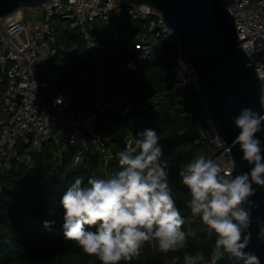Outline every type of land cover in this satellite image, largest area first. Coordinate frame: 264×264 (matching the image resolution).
<instances>
[{
	"label": "trees",
	"instance_id": "trees-1",
	"mask_svg": "<svg viewBox=\"0 0 264 264\" xmlns=\"http://www.w3.org/2000/svg\"><path fill=\"white\" fill-rule=\"evenodd\" d=\"M132 23L129 38L123 39L121 34ZM144 24L143 20L118 24L113 17L109 26H101L96 48H88L79 31L62 29L59 44L73 57L60 60L64 73L62 85L67 87L71 106L84 109L87 115L96 114L98 133L112 147L124 149L130 134L135 139L136 133L146 128L158 132L164 149L161 162L166 163L173 195L185 217L182 227L194 228L197 237L189 236L186 248L168 253L161 252L154 240L146 241L138 256L119 264H168L173 257L178 258L176 264H183L185 253L203 251L208 258L217 248L215 234L209 235L207 225L191 213L187 205L190 192L179 175L193 157L205 155L206 143H196V130L208 117L197 89L175 92L171 87L169 70L175 62L174 45L164 42L139 69L126 68V63L139 53ZM106 30L110 36L105 35ZM98 70L106 85L105 95L101 94L96 77ZM82 84L85 87L73 90ZM107 94L117 98L110 106L105 99ZM102 108L104 111L100 112ZM54 145L49 143L41 152L29 154L27 147L21 146L11 168L0 174V264H101L78 243L64 239V209L60 204L69 184L77 176L85 182L90 176H98L100 164L90 152L85 166H74L72 150L59 155ZM25 153L27 158L31 155L30 162H18ZM119 168L115 155L103 176ZM50 210L55 214L50 215ZM52 219L55 224L45 228L43 222Z\"/></svg>",
	"mask_w": 264,
	"mask_h": 264
},
{
	"label": "built area",
	"instance_id": "built-area-1",
	"mask_svg": "<svg viewBox=\"0 0 264 264\" xmlns=\"http://www.w3.org/2000/svg\"><path fill=\"white\" fill-rule=\"evenodd\" d=\"M222 1L231 13L241 15L235 17L240 46L254 62L264 84V0ZM21 13L0 18L1 173L10 169L21 146H26V153L29 154L41 152L49 143L62 144L64 149L68 147L72 150L74 166H85L86 158L92 152L105 173H108V165L115 156L111 153L112 146L98 133L96 114L87 115L84 109L69 103L68 91L62 85L64 73L60 60L73 57L59 44L58 27L70 32L79 31L86 46L96 48L101 26H109L113 17L118 24L143 20L145 31L139 36L141 51L135 59L126 63V68L139 69L167 42L176 47L175 62L169 70L173 91L197 89L194 68L185 61L181 64L177 37L148 4L125 7L114 6L111 1L76 0V4H66L48 0L42 7L31 9V17H28V11L25 15H19ZM58 21L60 25L56 26ZM64 22L66 25H63ZM132 25L121 34L123 39L129 38L128 30ZM85 75L87 80L88 75ZM96 77L101 94L105 95L106 85L100 70L96 72ZM83 87L84 84L77 89ZM57 98H62L63 102L57 103ZM105 99L108 106L117 100L111 94ZM121 107L117 106L118 109ZM196 132V143H206L205 156L218 158L226 178L233 176L231 148L218 137L209 118L197 126ZM134 140L130 134L126 147L129 141ZM76 156L80 157L79 164L75 163ZM217 257L216 248L201 264H214ZM168 264H173V261Z\"/></svg>",
	"mask_w": 264,
	"mask_h": 264
},
{
	"label": "clouds",
	"instance_id": "clouds-1",
	"mask_svg": "<svg viewBox=\"0 0 264 264\" xmlns=\"http://www.w3.org/2000/svg\"><path fill=\"white\" fill-rule=\"evenodd\" d=\"M56 102H63L62 98ZM260 102L264 106V84ZM233 121L239 129L233 145H239L250 172L226 178L218 158L201 154L185 164L179 175L190 192L187 205L191 213L207 225L209 235L215 234L216 245L228 255L229 264H261L255 251L245 249L252 239V209L259 207L250 198L256 191L253 184L264 186V139L257 135L264 134V113L243 107ZM163 154L158 132L146 128L116 153L117 171L90 176L87 182L77 176L60 199L64 239L78 243L101 264L130 261L146 241L154 240L164 253L186 248L189 236L196 238L197 232L182 227L185 217L173 195L166 163L161 162ZM75 163H80L79 156ZM43 223L51 228L55 220ZM257 223L256 238L264 241V218H257ZM177 259L173 257V264ZM204 260L203 251L183 256V264Z\"/></svg>",
	"mask_w": 264,
	"mask_h": 264
},
{
	"label": "water",
	"instance_id": "water-1",
	"mask_svg": "<svg viewBox=\"0 0 264 264\" xmlns=\"http://www.w3.org/2000/svg\"><path fill=\"white\" fill-rule=\"evenodd\" d=\"M48 0H0V18L16 12L38 9ZM76 4V0H59ZM111 1L114 6L148 4L161 16L164 25L178 39L181 61L190 63L196 73V88L218 137L226 143L234 168L231 174L250 172V165L242 158L239 145L233 141L239 133L233 117L241 108L249 107L263 113L260 102L262 80L256 66L240 46L234 15L222 0H100ZM234 102H229V101ZM261 139H264V134ZM122 150L111 147V153ZM256 189L250 198L259 207L252 209V239L245 251L252 250L264 264V241L256 238L259 230L257 218H264V186L253 184ZM214 264H229L228 255L217 247ZM235 264V261L232 262Z\"/></svg>",
	"mask_w": 264,
	"mask_h": 264
},
{
	"label": "rangeland",
	"instance_id": "rangeland-1",
	"mask_svg": "<svg viewBox=\"0 0 264 264\" xmlns=\"http://www.w3.org/2000/svg\"><path fill=\"white\" fill-rule=\"evenodd\" d=\"M28 11V14H30V11H31V9H28L27 10ZM32 15V14H31ZM55 24H56V26H59L60 25V22L58 21V22H55ZM61 25H62V23H61ZM63 25H66V23L64 22V24ZM62 28H60V27H58V36H60L61 35V33H62ZM207 113V112H206ZM207 117H208V114H207ZM57 145L58 144H55L54 146L56 147L55 148V151L60 155L63 151H65V150H68V149H70V148H63L62 147V145L61 146H59L58 148H57ZM28 154V153H27ZM26 153H25V155L23 156V158L22 159H20L19 158V160H18V162L19 161H21V163H27V162H30V158H31V155H28V157H30L29 159L27 158V155ZM17 158V157H16ZM15 159V158H14ZM29 160V161H28ZM11 166H12V164H11ZM11 168V167H10ZM0 174H1V172H0ZM103 176V175H102Z\"/></svg>",
	"mask_w": 264,
	"mask_h": 264
},
{
	"label": "crops",
	"instance_id": "crops-1",
	"mask_svg": "<svg viewBox=\"0 0 264 264\" xmlns=\"http://www.w3.org/2000/svg\"><path fill=\"white\" fill-rule=\"evenodd\" d=\"M22 14L25 15V12L22 11V13L19 14V15H22ZM31 16H32L31 13L28 14V17H31ZM105 34H107V35L110 36V32H107V30H106ZM78 86H80V85H77L76 87H74L73 90H74V89H77ZM64 88H65V87H64ZM65 89L67 90V87H66ZM70 89H72V88H70ZM67 91H68V90H67ZM108 96H109V94H107L105 97H108ZM103 111H104V110H103ZM63 142H65V141L63 140ZM58 146H59V145H58ZM102 175H106V173L104 172V170L100 169V170H99V173H98V176H102Z\"/></svg>",
	"mask_w": 264,
	"mask_h": 264
}]
</instances>
